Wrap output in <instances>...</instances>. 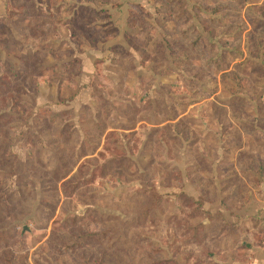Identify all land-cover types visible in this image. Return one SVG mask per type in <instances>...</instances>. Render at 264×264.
Returning a JSON list of instances; mask_svg holds the SVG:
<instances>
[{"label": "rangeland", "instance_id": "374dc122", "mask_svg": "<svg viewBox=\"0 0 264 264\" xmlns=\"http://www.w3.org/2000/svg\"><path fill=\"white\" fill-rule=\"evenodd\" d=\"M34 1L0 0V264L244 263L212 246L264 210V0Z\"/></svg>", "mask_w": 264, "mask_h": 264}, {"label": "crops", "instance_id": "0c3cea01", "mask_svg": "<svg viewBox=\"0 0 264 264\" xmlns=\"http://www.w3.org/2000/svg\"><path fill=\"white\" fill-rule=\"evenodd\" d=\"M1 1H4V0H1ZM33 2L35 3L34 0ZM79 3H85V4L89 3L94 6L99 7L98 6L99 4L95 5L94 3L85 1V0H83V2H80L79 0H77V4ZM38 7L40 8L41 6H39L36 3V8ZM40 9L42 11V15L46 18H51L54 15L52 9L48 8V3L46 4L45 7L43 8L41 7ZM70 15L72 16L71 13ZM2 16H4V14H2ZM54 26L55 28L53 29L55 30L56 25ZM57 27H58V32L60 29L62 30V33L66 34L65 37H62L61 35V37L56 38L58 39V43H61L59 41H66L68 42L67 45L69 47L71 46L73 47L74 44H72L71 41L74 39L75 34L72 32V29L69 27V28H66L65 31H63L64 28L62 29L60 25H58ZM81 49L83 53H92L90 52L92 51V49H90V51H87V50L85 51V49H88L86 48V46H81ZM93 62H94V59L91 62L92 65H93ZM190 195L194 196L197 199V196L195 194L190 193ZM262 206L264 208V201L263 203H261L260 208ZM201 209L203 213H202V216H200L201 217L200 224L202 225V228H200V236L202 239L206 237L209 242V240L211 239L209 238V236L207 237L206 235L208 233V225L210 223V220L208 219L209 217L207 218L205 216V214H207V212H210L211 215H213L214 212H213V209H211L210 203L208 202L201 203ZM222 209L223 208L221 207L219 208L220 211H223ZM242 209H245V208L234 207L233 209L234 219H230L229 222L228 221L225 222L224 220L225 222L223 223L224 229L218 232V237H222L218 243V247H215L214 245L212 246V248H214L215 250L214 254L216 255V257L225 258L224 257L225 253L227 252L231 253V251H233L236 255H247L248 257L244 259L245 260L244 263L241 261L240 262L233 261L232 264H264V246L262 244L263 231L261 232L264 226V210H254V211L245 212ZM227 211L229 210L227 209ZM230 213H229V216H230ZM222 215L224 219L227 218L225 217L224 214ZM224 240H225V243H224Z\"/></svg>", "mask_w": 264, "mask_h": 264}, {"label": "trees", "instance_id": "16d2710c", "mask_svg": "<svg viewBox=\"0 0 264 264\" xmlns=\"http://www.w3.org/2000/svg\"><path fill=\"white\" fill-rule=\"evenodd\" d=\"M20 1H22V0H20ZM23 1H24V4L22 3L19 6L20 11H23V14H20V15L24 16L25 21H28L29 17L31 16V14H30L31 12L29 13V11L34 9L35 4H34V2L32 0H23ZM85 1H90V2L93 1L92 3H94L95 5L98 4L95 0H85ZM81 4L82 3L78 4V11L76 12V15H75L74 19L72 20L74 25H76V28H79V29H80V26H82V25L77 24L78 23L77 20H81V17H84L83 16L84 12L93 11V12H97V13L100 14V11H103L102 9H99V11L94 9L95 10L94 11L92 8H90L88 6H83V4L82 5ZM86 5H88V4H86ZM19 12H18V14H19ZM13 14H16V13H13ZM101 18L102 17H100V16H95L93 18H85L84 17L86 23H85V27L83 26V30H87L88 29V31H89V28L91 27L90 25L94 24L95 21L100 20ZM75 21H77L76 24H75ZM228 227H230V226H228ZM263 229H264V226H263ZM263 229L261 230V232L263 231Z\"/></svg>", "mask_w": 264, "mask_h": 264}, {"label": "built area", "instance_id": "2783aa9c", "mask_svg": "<svg viewBox=\"0 0 264 264\" xmlns=\"http://www.w3.org/2000/svg\"><path fill=\"white\" fill-rule=\"evenodd\" d=\"M262 244L264 246V229H263V233H262Z\"/></svg>", "mask_w": 264, "mask_h": 264}]
</instances>
